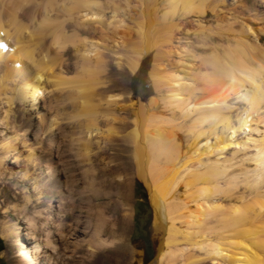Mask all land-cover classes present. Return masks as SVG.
<instances>
[{"label": "bare ground", "instance_id": "obj_1", "mask_svg": "<svg viewBox=\"0 0 264 264\" xmlns=\"http://www.w3.org/2000/svg\"><path fill=\"white\" fill-rule=\"evenodd\" d=\"M23 1L39 3L41 11L48 14L55 3L45 0L44 8L41 7L44 0ZM140 1L145 10V22L141 21L137 26L139 41L129 69L134 73L140 60L151 55L153 64L149 77L152 84L157 87L162 83L167 92L163 101L156 92V97L151 98L147 105L140 104L137 109L132 108L133 103L128 105L134 117V127L129 137L133 143L135 169L150 197L154 231L163 235L154 264H202L205 261L210 264H264V135L257 142L247 138L256 149L251 159L255 168L248 185L251 190H255L256 196L249 203L227 207L220 202L228 197L230 199V193H234L232 189L235 191L239 184L236 185L237 178L224 180L227 172L224 166L209 161L210 155L215 152L235 146H248L246 142H236V134L246 133L253 122L264 124V116L260 117V110L264 106V0H258L260 15L256 22L254 14H251L255 10L240 0H233L234 7L230 10H224L220 1L215 0L209 5L205 4V0H167L168 6L174 9L180 4L184 17L196 10L198 16L204 17L208 15L205 11H210L217 19V35L227 45L220 46V49L217 48L219 46H213L214 54L208 59L198 58V61L191 51L184 48L179 51L181 47L177 49L175 46L174 41L180 39L174 33L179 31V23L164 24L167 32H163L162 36H154V29L159 23L149 18L151 0ZM155 1L158 3L161 0ZM157 3L155 5L158 6ZM14 11L10 4L3 11L0 9V106L3 109L0 123L5 127H2L1 133L15 134L12 138L0 140V209L6 217L18 216L15 221H11L9 230L3 229V235L8 240L10 232L16 230L17 233V226L22 222L19 215L25 213L16 209L17 206H9L10 203L5 200V185L14 175V169L9 168L8 163L13 160L20 162L18 167L22 172H18L19 179L27 178L31 191L37 195V203L33 206L35 211L24 222L29 231L32 230L33 244L25 246L26 241L19 242L21 249L17 263L49 264L52 260L57 262L62 259L64 252L59 257L56 252L61 246L65 250L67 245V225L64 220L69 210L70 189L61 176L62 162L58 161L55 142L58 131L53 128L56 122L49 119L45 123L40 115L46 99L62 86L73 84L80 101V114L89 117L93 113L90 98L94 95L95 87L106 83V78L98 74L107 73L108 69L101 56L92 50L93 44L88 46L85 39H79L77 52L86 80L66 78L60 64L57 67V63L64 59L60 50L65 49L67 43L75 46L77 36L68 35L64 31L66 28L52 21L47 14H40V19L35 20L29 30L19 19L26 13L23 11L17 15ZM66 11L72 14H65L69 16L68 19L74 16V23L70 22L72 26L79 29L93 17L92 22L99 26L102 24L101 7L94 0H71ZM223 11L226 13L223 14ZM171 14L175 15L173 9ZM162 16L165 18L166 14ZM201 28L204 29L203 26ZM47 31L51 33L49 45L41 42L46 37L42 33ZM92 52L94 58L89 57ZM173 56L178 58L177 62ZM195 65L197 70L194 75L201 76L199 81H205L211 75L218 77L215 85V81L210 80V87L200 98L195 94L198 80L186 72ZM232 95L237 98L242 96L240 100L243 102V108L234 120L230 116H219L222 109L227 110L226 103ZM115 97L107 96V107L115 102L112 100ZM162 106H173L179 117L169 114L168 109L167 112L163 108L160 110ZM183 116H197L195 123H207L208 129L200 128L183 139L179 133L183 128ZM13 128L15 131L12 132ZM94 132L97 133L98 128L89 119L83 135L86 148L89 144L86 136L91 137ZM27 135H33L34 145L31 147L25 143ZM209 139L213 140L211 145L207 142ZM20 147L26 155L22 156L24 152L19 150ZM222 179L224 185L219 182ZM42 191H48L49 194L43 208L40 205L44 203ZM29 198L25 196L26 205L29 204ZM125 201L124 208L128 205V196ZM36 229H40L41 232L37 231L41 236L33 232ZM102 242L95 245L101 247L104 245Z\"/></svg>", "mask_w": 264, "mask_h": 264}, {"label": "rangeland", "instance_id": "obj_2", "mask_svg": "<svg viewBox=\"0 0 264 264\" xmlns=\"http://www.w3.org/2000/svg\"><path fill=\"white\" fill-rule=\"evenodd\" d=\"M22 1L0 0V9L3 11L6 5L10 4L13 11L16 9L14 12L17 15L24 11L26 16L19 19L21 24L28 29H31L36 22L35 20L47 14L52 21L64 26L63 28L67 29L64 31H67L68 35L75 34L77 36L75 39L76 47L72 46L71 43H67L68 45L65 44L64 46L65 49L60 50L64 61H60L62 64L60 62L57 63V67L60 64L66 78L86 80V73L80 63V54L77 52V47L80 44L77 40L79 39H85L88 46L93 44L92 50L101 56L108 69L107 73L98 74V76L106 78V83L95 87L94 95L90 98V102L93 105V113L89 117L80 114V106H78L80 101L73 84L59 87L60 89L57 92H54L51 97L46 99L45 108L40 115L45 123L49 119L56 122L53 128L58 131L55 142L58 148V161L61 160L62 162L60 164V169L62 168L61 176L62 179L67 181V188L70 189L69 210L64 220L67 225V245L65 250L61 246L56 252L57 256L64 252L63 256L61 255L62 259L60 258L57 261L58 264H154L158 247L163 241V235L154 231V212L150 197L143 182L138 178L135 169L133 143L129 137V132L134 127V117L132 116L131 107L128 105L133 103V109H137L140 104L147 105L151 98L156 97V92L159 95V99L163 101L167 92H165L166 87L162 83H159L157 87L152 84L149 77L153 64L151 55L144 56L140 60L139 66L134 73L129 69L131 59L135 58V51L139 41L137 26L141 21L145 22L143 4L141 5L140 0H94L101 7L100 21L102 24L99 26L92 22L94 20L93 17L90 22H87L84 27L79 29V27L72 26L70 23H74V16L68 19L71 13L67 12L66 9L69 7L71 0H62L63 3L61 0H53V3H55L50 14L46 11H41L39 3H32V1H23L24 3H22ZM212 1L214 2V0H205L207 2L205 4L209 5L213 3ZM215 1H220V6L224 10H230L234 7L233 0ZM240 1L255 10L251 11V14H254L255 22L258 21L260 15L258 12L259 1ZM167 2V0H161L157 3L155 0H151L149 4L148 15L150 20L154 23H159L158 27L154 29L155 37L158 35L162 36L163 32H167L164 24L179 23V31H174V33L180 39L174 41L175 46H177V49L181 47L179 51L183 48L191 51L196 56V61H198V58H210L214 54V51H212L213 46H219L217 48L220 49V46L227 45L226 41H223L217 35L218 21L210 11H205L208 15L204 17L196 15V10L184 17L180 10V4H178L177 9H174L170 5L168 6L169 2ZM156 3L158 6L155 5ZM44 6L46 7L45 0L41 4V7ZM172 9L175 12L174 16L171 14ZM38 11L41 12L38 13ZM166 11H168V14ZM66 13H69V16L65 15ZM225 13L226 11H223V14ZM165 14L166 16L163 18L162 15ZM50 35V31L43 32L42 36L46 37L41 42H46V45H49L51 41ZM94 55V52H92L89 57L94 58ZM173 58L177 62L178 58L176 56H173ZM207 66L209 67L208 64ZM194 67L186 72L198 80V90L195 94L197 98H200L203 97L205 90L210 87L211 81H215L213 83L215 85L218 77L213 75V78L211 75L205 81H199L201 76L194 75L197 65ZM198 69L199 71L202 70L201 68ZM156 88L159 89L157 90ZM109 95H115L116 97L112 99L115 102L107 107L105 100ZM232 96L228 98L226 103L228 106L227 110L225 109L224 111L222 109V112H219V116H230L231 120H234L235 115L242 110L243 102L240 100L242 96L240 97L239 95V98ZM49 102H51V105H49ZM162 108L166 112L168 109V113H173L175 118L179 117L177 115L178 112L175 111L177 109L173 106L169 108L162 106L160 110ZM2 110L0 106V122ZM263 111L264 106L260 110L261 118L264 116ZM196 117H182L183 128L181 129L182 133L181 131L179 133L183 139L200 128L203 130L208 129L207 123H195ZM89 119L93 120L98 132H94L91 137L89 135L86 136L89 139V144L86 148L83 135ZM2 125L0 123V133L5 128ZM13 131H15L14 128ZM263 135L264 124L253 122L250 128L246 130V133L236 134L235 138L236 142H246L248 146H235L219 153L215 152L212 156L210 155L209 161L217 162L219 165L224 166L225 172L227 171L223 177L225 178L224 180H228V178L235 180L237 178L235 180L237 181L236 185L239 184L235 191H233L234 188L232 189L231 192L234 193H230L233 197L220 201L223 205L228 207L229 205L249 203L256 196L255 190H251L252 188L248 186L251 183L250 181H252V172L255 168V163L251 159L254 158L256 149L253 147L254 143L247 141V138L257 142ZM13 136H15L14 133H1L0 140L5 137L12 138ZM32 136H25L27 146L31 147L34 145ZM207 142L211 145L213 140L209 139ZM19 150L21 152L25 151L21 147ZM23 155H26V153L24 152ZM18 166H20V162L16 163L11 160L8 163V167L14 169V175L12 179L7 180L5 185V200H7L8 204L10 203L9 206H17L16 209L19 208L18 210H23L25 213L19 215L22 218V222L19 221L18 232L16 233V230H13L12 233L10 232V238L7 240L3 235V229L9 230L11 221H15V217L18 216L6 217L3 214V210L0 209V264H18L17 256L21 249L19 242L26 241L25 246L33 244L32 230L29 231L28 225L24 222L35 211L33 206L37 203L35 200L37 195L31 191V185L27 178L19 179V173L22 172V169ZM219 182L224 185L222 184L224 182L223 179L219 180ZM48 195V191L46 193L44 191L41 194L44 201V205L40 203L41 208L47 203L48 198L46 196ZM25 196L31 197L28 205H26ZM126 196H128L129 202L127 207L124 208L123 204L126 202ZM37 230L40 231V229H36L33 232L37 236H41V231ZM140 241L143 245L140 244ZM100 242L104 244L101 247L97 246ZM57 262L52 260L49 264ZM202 264H210V262L205 261Z\"/></svg>", "mask_w": 264, "mask_h": 264}, {"label": "water", "instance_id": "obj_3", "mask_svg": "<svg viewBox=\"0 0 264 264\" xmlns=\"http://www.w3.org/2000/svg\"><path fill=\"white\" fill-rule=\"evenodd\" d=\"M140 244L143 245V243L140 241Z\"/></svg>", "mask_w": 264, "mask_h": 264}]
</instances>
